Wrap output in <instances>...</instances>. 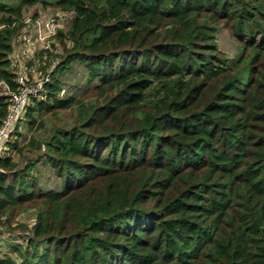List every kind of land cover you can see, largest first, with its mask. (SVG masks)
Wrapping results in <instances>:
<instances>
[{
  "label": "trees",
  "instance_id": "16d2710c",
  "mask_svg": "<svg viewBox=\"0 0 264 264\" xmlns=\"http://www.w3.org/2000/svg\"><path fill=\"white\" fill-rule=\"evenodd\" d=\"M38 3L73 16L52 36L61 53H38L50 80L16 124L74 119L37 145L59 190L38 187L35 161L0 155V231L35 208L0 264H264V0L0 1L9 91L22 12ZM226 33L238 55L220 50ZM74 61L96 84L62 99ZM7 107L0 95V127Z\"/></svg>",
  "mask_w": 264,
  "mask_h": 264
},
{
  "label": "rangeland",
  "instance_id": "374dc122",
  "mask_svg": "<svg viewBox=\"0 0 264 264\" xmlns=\"http://www.w3.org/2000/svg\"><path fill=\"white\" fill-rule=\"evenodd\" d=\"M0 1L10 5L17 4V0ZM22 15L25 27L15 38L12 52L9 55L10 69L15 73L25 71L33 61L37 63L35 65L36 69L42 65L37 55L44 49H49L53 54L61 53L60 44L56 39L52 38V36L54 37L58 30L67 31L73 16L72 12H65L60 8L49 5L44 6L41 3L30 7H24ZM232 40V36L229 33H226L225 37L221 39L218 37L217 39L220 50L224 52V55L229 57L233 54L238 55L241 51L240 48H234L229 51L226 50L233 45ZM53 43L54 46L51 45ZM58 78L63 88V91L59 95L62 99L67 97H81L88 93L89 89L96 84L95 81L88 82L87 69L84 65L76 61L72 62L63 74H59ZM34 80L35 78L32 80V83ZM5 91L4 85L0 84V95ZM55 110L54 112L48 113L34 112L33 118L36 121L33 125H31L27 119L20 120L18 124L15 123L11 132L12 136L10 138V143L12 144L14 141H17V144L15 146L13 144L8 146L4 153L5 157L13 159L20 166L24 164L25 160L35 161L36 163L33 171L39 179L38 187L42 190H59L61 182L42 159H37V155L39 154L37 145L49 138L56 128L70 125L74 119L69 110ZM39 122H42L43 126L38 127ZM32 141L34 145L32 147L28 146V143ZM20 147H23L22 151H19ZM34 212L35 208L33 206L20 208L14 218L15 222L11 225V228H16V231L14 232L9 229H7L9 231L4 229L5 232L0 231V257L9 254L16 258L17 254L13 251V245H23L25 240H23L22 237L26 233V227L30 228L34 223Z\"/></svg>",
  "mask_w": 264,
  "mask_h": 264
},
{
  "label": "built area",
  "instance_id": "2783aa9c",
  "mask_svg": "<svg viewBox=\"0 0 264 264\" xmlns=\"http://www.w3.org/2000/svg\"><path fill=\"white\" fill-rule=\"evenodd\" d=\"M36 64V61H33L25 71L15 73V82L17 83L16 91H9L8 87L0 82L6 89L1 95L4 93L8 95L7 114L2 120V125L0 127V155L4 156L6 142L10 138L15 123L23 116L25 107L31 102V98L42 97L45 89L44 85L50 80L48 72L40 70L39 67L41 65L36 69ZM31 78H35L33 83V79Z\"/></svg>",
  "mask_w": 264,
  "mask_h": 264
}]
</instances>
